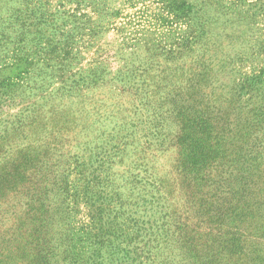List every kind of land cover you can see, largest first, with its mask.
Returning a JSON list of instances; mask_svg holds the SVG:
<instances>
[{
  "label": "rangeland",
  "instance_id": "obj_1",
  "mask_svg": "<svg viewBox=\"0 0 264 264\" xmlns=\"http://www.w3.org/2000/svg\"><path fill=\"white\" fill-rule=\"evenodd\" d=\"M175 1L0 0V264L264 256V0Z\"/></svg>",
  "mask_w": 264,
  "mask_h": 264
},
{
  "label": "trees",
  "instance_id": "obj_2",
  "mask_svg": "<svg viewBox=\"0 0 264 264\" xmlns=\"http://www.w3.org/2000/svg\"><path fill=\"white\" fill-rule=\"evenodd\" d=\"M162 1L168 2V6L176 4L175 0H168V1L162 0ZM22 40L23 39H20L19 43H22ZM44 45L47 47L44 48L42 46H39L38 51L41 52L45 49H48L47 52L44 54V58H46L49 61L50 60L55 61V58L58 56L59 48L56 46H51L49 43H47V41L44 42ZM35 55H37V52H35L34 54L32 53L31 55L27 52H23V50H20V48H16L13 51V62L11 63V65H9L7 69L9 71L14 70L17 73L12 77L2 78L0 85H3V87H7V88L13 87L14 89L17 87H21V84L23 82L22 77L26 75L27 67L32 65V62H33V57L32 59H29V58L30 56H35ZM67 56H68V53L64 55V57H67ZM61 60H64V59H61ZM14 79H17L20 82H17V83L13 82ZM65 185L69 187L67 182L65 183ZM78 196L79 195H76L75 197H78ZM239 217H242L241 213H239ZM37 221L40 222V219H38ZM43 226H44L43 222H41L39 224V229L35 227L32 238H30V235H29V241L25 240V242H23L24 243L23 246L20 248L19 247L17 248V253H18L17 258L21 264H53V258L55 257V254H56L55 253L56 246H51L50 240L48 239L46 240L45 232H43ZM94 232L95 234L93 236H88V237L86 236V237L92 240V245H97V244L102 245V241L104 240L105 236L99 234L98 233L99 230L94 231ZM130 235H132V232H128L127 234H122L114 239L115 241L119 240V244L117 245L116 248H118L121 252H125L126 258H127V253H129L128 252L129 246H127L125 249L121 248V245L124 243V241H122V239L119 237L124 236V240L129 242L131 240V238H129ZM106 242H108L111 247H115L113 246L112 242L110 243V240H106ZM233 242L236 244H240V241L238 239L227 241V243H233ZM73 247L74 245L71 248ZM95 251L96 250H94V253ZM253 255L255 256V258L252 260L254 264H264V256H261V252H258L257 249L256 250L254 249ZM70 260L72 264H89V263L90 264H101V262H98V256L95 257V255L94 256L91 255L90 257H87L85 260L84 258H79L77 255L71 254ZM121 264H132V263H128V261L123 260ZM139 264H141V262Z\"/></svg>",
  "mask_w": 264,
  "mask_h": 264
}]
</instances>
